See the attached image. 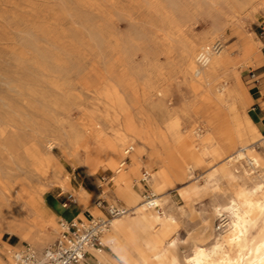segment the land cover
I'll list each match as a JSON object with an SVG mask.
<instances>
[{"label":"rangeland","instance_id":"obj_1","mask_svg":"<svg viewBox=\"0 0 264 264\" xmlns=\"http://www.w3.org/2000/svg\"><path fill=\"white\" fill-rule=\"evenodd\" d=\"M225 2L238 11L239 25L224 14L221 5ZM260 3L264 4V0H248L247 6L242 5V0H0V181L4 180L9 187L28 179L43 185L48 204L61 214V203H72L69 194L75 201L64 178L69 177L74 187L83 178L85 172L79 162L84 158L83 149L92 144L98 130L96 123L105 124V136L114 140L123 134L125 115H139V121L151 119L158 125L168 120L171 110L178 113L176 117L185 132L204 134L203 124H194V95L184 80L173 81L170 101H162L156 94L166 84L158 74L182 68L185 45L209 32L212 13L222 26L218 40L228 49L239 81L250 93L251 72H257L258 65L245 64L238 49L251 43L255 46L264 36V26L259 24L264 22ZM257 7L252 15L251 11ZM254 56L252 53L249 58ZM252 109V104L246 107L254 122L249 114ZM205 116L197 115L214 121L210 115ZM129 146L132 143L127 139L118 142L122 152ZM257 153L264 158L263 147L256 148L254 155ZM176 155L181 159L179 153ZM133 156L134 152L130 157ZM133 159H141V167L135 164L136 171L129 175V184L139 192L140 205H144V192L152 189L144 185L140 190L142 171H149L151 179L158 170L155 162L163 160L151 157L149 150ZM127 161L130 162L129 157ZM190 164L188 173L192 176L168 188L172 206L186 208L179 225H174L166 238L177 235V243L167 249L165 257L156 249L146 251L143 264L184 263L185 255H192L198 245L211 253L215 242L223 241L229 230L230 219L214 212L209 189L193 195L188 205L181 196L179 190L190 182L202 189L203 179L208 175L206 166ZM51 165L61 171V180L50 173ZM110 177L102 169L91 177L97 195H86V215L92 216L89 211L94 210L97 218L102 217L95 205L99 199L132 209L121 196L107 195L106 189L115 185ZM2 209L0 206V226ZM140 215L138 212L116 220L126 219L140 232ZM60 220H56L58 233L54 241L60 232ZM263 228L260 223L253 236L258 237ZM141 236L133 231L117 236L110 228V238H115V243L105 237L108 245L113 243L104 251L106 257L125 264L116 251H121L124 239L137 244ZM53 242L36 251L41 252ZM7 244L14 248L29 246L5 232L0 240L3 264H12L6 253ZM224 248L233 251L232 246Z\"/></svg>","mask_w":264,"mask_h":264},{"label":"bare ground","instance_id":"obj_2","mask_svg":"<svg viewBox=\"0 0 264 264\" xmlns=\"http://www.w3.org/2000/svg\"><path fill=\"white\" fill-rule=\"evenodd\" d=\"M242 5L247 6L248 0H242ZM259 7L264 8V4L260 3ZM259 7L251 11L252 15H255ZM221 9L229 20H235L239 25L236 19L238 11L230 8L226 2L222 3ZM221 34L222 26L210 13L209 32L185 45L181 54L182 68L176 67L171 72L158 74L160 81L166 84L156 94L162 101H170L173 81L184 80L190 93L194 95V124L202 123L204 134L185 132L176 117L178 113L171 110L168 112V120L158 125L151 119L139 121V115H125L122 121L123 134L114 140L105 136L106 125L98 122L92 144L82 148L84 158L79 164L85 172L83 178L80 182L76 181L77 187L73 186L69 177L64 178L76 203L84 210L86 195H97L96 184L91 177L102 169L111 174L115 182L113 189H106L107 195L121 196L132 206L131 214L141 213L140 232L126 219H115L110 225L117 236L124 231L142 235L141 242L137 244L124 239L121 251H116L124 258L125 264H143L145 252L151 249L158 250L165 257L167 249L176 245L177 235L171 239L166 238L171 228L179 225L186 208L172 206L168 188L174 182H182L192 176L188 173L191 162L199 167L209 168L208 175L203 179L202 189L195 182H190V185L179 190L181 196L188 205L193 195L200 193V190L209 189L214 212L227 216L230 225L223 241L215 242L211 253L198 245L192 255H185L184 263L175 261L171 264H264V228L258 237L253 236V230L260 223L264 225V158L254 155L256 148H264V135L247 113L246 107L250 102L228 49L218 40ZM255 44L256 48L260 47L259 43ZM251 46L252 43L240 49L242 57ZM229 64L232 65L227 68ZM200 113L203 116L206 114L205 118L210 115L214 121L197 117ZM126 139L132 143L127 148L132 149L129 153L127 149L122 152L118 147V142ZM148 150L151 157L163 160L162 163L155 162L158 170L152 175V184L150 183L159 206L155 210L148 209L145 204L140 205L139 192L129 184V175L136 171L133 163L141 167V159L136 161L132 158L129 163L125 160L132 152L139 156ZM178 153L181 159L176 155ZM49 171L55 179H62L59 176L61 171L55 165H51ZM42 178H45L44 175ZM211 183L214 184L212 188ZM44 192L43 185L35 184L30 179L13 187H9L4 180L0 181V206L3 208L0 240L6 232L39 251L54 241L58 233L56 220L61 214L48 204ZM81 218L85 219L83 216ZM109 238L110 231L106 235L107 241ZM110 239L115 243V238ZM224 245L232 246L233 251H226ZM6 246L8 250L14 248L12 245ZM214 255L218 259H213ZM7 256L10 257L8 254ZM102 258L107 260V264H117L113 259ZM9 261H12L11 258ZM0 264L3 263L0 261Z\"/></svg>","mask_w":264,"mask_h":264},{"label":"built area","instance_id":"obj_3","mask_svg":"<svg viewBox=\"0 0 264 264\" xmlns=\"http://www.w3.org/2000/svg\"><path fill=\"white\" fill-rule=\"evenodd\" d=\"M251 77H255L254 71L251 72ZM131 150L127 149V153ZM149 179V171L143 170L141 182L145 184ZM69 199L75 203L71 194ZM143 203L148 209H159L157 196L152 191L144 192ZM68 204L64 202L63 207L67 208ZM95 205L102 217L83 219L77 216L71 220L61 219L58 237L42 252H37L27 245L6 250V253L13 264H90L89 258L94 257V251H104L108 248L105 237L110 231L111 222L132 213V209L125 204L106 203L103 199L97 200Z\"/></svg>","mask_w":264,"mask_h":264},{"label":"crops","instance_id":"obj_4","mask_svg":"<svg viewBox=\"0 0 264 264\" xmlns=\"http://www.w3.org/2000/svg\"><path fill=\"white\" fill-rule=\"evenodd\" d=\"M259 24L264 26V22H261ZM263 26H259V27H263ZM256 43L262 44V47L256 48V46H251V48L246 52L245 56H243V61L245 64H250L253 62L254 64L258 65L257 72H255V77L254 78L251 77L252 82H253V87L251 88L250 93L247 92L246 90L245 91L247 93V96H248V99L250 102L249 104L253 105V109L249 114L253 118V120L256 123L260 132L264 135V36L262 37L261 42H256ZM241 48L242 47H239L238 52L240 51ZM260 48H261V50H260ZM252 53L255 54L254 59L249 58ZM259 147H261V146H259ZM130 155L126 157V158L129 157L130 161L132 158H136V154L132 158L130 157ZM257 156L263 157L260 153H257ZM126 163H129V162L127 161ZM133 166L135 167L134 163H133ZM111 179L112 178L110 177V182L113 181V179L112 180ZM151 182H152V179H149L147 181L146 185L142 184L140 181L138 183L141 186V190L144 187L145 188L150 187L152 189V191L155 193V190L152 188ZM133 189H134V187H133ZM64 202H66V201H63L61 203L62 207H63ZM74 202L75 203H69L67 208L63 207V211H61L60 219L71 220L72 218L77 217V216L78 217L83 216L87 219L88 217H96L97 216V213L94 210L89 211V212H91L92 216L88 215V214L86 215L85 212L88 210L85 209L82 211L81 208L77 205L76 201H74ZM69 210H74L75 213L72 214V213H70ZM108 248H110V244L108 245ZM104 251H102L101 253H99L98 251H94V253H93L94 257L89 258L90 264H93V263L101 264L102 262H105V264H107V260L102 258V257L107 256Z\"/></svg>","mask_w":264,"mask_h":264}]
</instances>
